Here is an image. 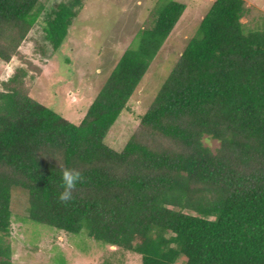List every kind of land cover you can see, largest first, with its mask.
I'll list each match as a JSON object with an SVG mask.
<instances>
[{"label": "trees", "instance_id": "obj_1", "mask_svg": "<svg viewBox=\"0 0 264 264\" xmlns=\"http://www.w3.org/2000/svg\"><path fill=\"white\" fill-rule=\"evenodd\" d=\"M39 1L0 0L2 62L35 25ZM80 6L58 3L45 14L52 52ZM245 6L213 1L120 151L105 137L183 4L157 7L154 24L123 52L79 124L30 97L27 69L0 83V264H11L12 189L27 194L29 220L84 230L138 254L141 264H264V29H245ZM204 136L217 141L214 151ZM66 168L82 179L65 202L58 197Z\"/></svg>", "mask_w": 264, "mask_h": 264}, {"label": "rangeland", "instance_id": "obj_2", "mask_svg": "<svg viewBox=\"0 0 264 264\" xmlns=\"http://www.w3.org/2000/svg\"><path fill=\"white\" fill-rule=\"evenodd\" d=\"M70 1H39L41 12L35 25L12 59L7 63L0 60V83L8 80L15 69H27L25 82L30 97L79 124L123 52L134 46L143 29L154 24L156 10L169 0H80L67 37L52 52L43 30L45 14L58 3ZM174 1L185 6L180 19L105 137V143L115 151H120L138 130L141 116L214 0ZM243 1L247 7L241 19L245 29H264V0ZM202 142L211 151L218 147L217 141L207 136ZM27 206V194L12 189L10 235L5 238L11 264H141L138 254L98 243L88 238L84 230L69 234L29 220ZM184 261L180 258L177 263Z\"/></svg>", "mask_w": 264, "mask_h": 264}, {"label": "clouds", "instance_id": "obj_3", "mask_svg": "<svg viewBox=\"0 0 264 264\" xmlns=\"http://www.w3.org/2000/svg\"><path fill=\"white\" fill-rule=\"evenodd\" d=\"M64 191L60 193L59 199L61 201H68L71 198V189L75 184L82 179L79 171L75 169L66 168L62 173Z\"/></svg>", "mask_w": 264, "mask_h": 264}]
</instances>
